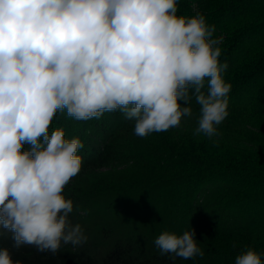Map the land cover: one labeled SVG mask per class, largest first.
I'll return each mask as SVG.
<instances>
[{
    "label": "clouds",
    "instance_id": "clouds-1",
    "mask_svg": "<svg viewBox=\"0 0 264 264\" xmlns=\"http://www.w3.org/2000/svg\"><path fill=\"white\" fill-rule=\"evenodd\" d=\"M214 33L201 13L178 16L177 0H0V228L14 248L55 255L88 241L63 194L85 145L49 131L57 113L89 121L119 111L144 138L192 117L194 99V135H219L231 84ZM154 244L173 264L204 256L192 228ZM0 264L23 261L0 248ZM235 264L261 255L246 246Z\"/></svg>",
    "mask_w": 264,
    "mask_h": 264
},
{
    "label": "trees",
    "instance_id": "trees-1",
    "mask_svg": "<svg viewBox=\"0 0 264 264\" xmlns=\"http://www.w3.org/2000/svg\"><path fill=\"white\" fill-rule=\"evenodd\" d=\"M196 13L215 26L214 37H223L219 60L229 65L222 73L231 84L229 115L218 126L219 135H194L199 109L194 99L192 117L144 138L119 111L89 121L57 113L49 131L63 128L66 138L79 137L85 145L78 152L81 171L63 193L74 202L71 221L88 220L99 207L109 216L131 208L141 223L128 218L132 222L119 227L93 221L86 244L65 245L55 255L31 246L16 249L11 233L0 228V248H8L14 260L173 264L154 240L164 231L183 234L192 228L204 256L177 258L175 264H235L246 246L264 264V0H177L178 16ZM185 134L198 144L191 151L174 148L177 136Z\"/></svg>",
    "mask_w": 264,
    "mask_h": 264
},
{
    "label": "rangeland",
    "instance_id": "rangeland-1",
    "mask_svg": "<svg viewBox=\"0 0 264 264\" xmlns=\"http://www.w3.org/2000/svg\"><path fill=\"white\" fill-rule=\"evenodd\" d=\"M188 135L185 134L184 138L181 136H177V142L174 143V148H182L188 151L193 150L197 145H194L193 143H189V139L187 138ZM215 138V137H213ZM198 162H202L204 161V158H197ZM126 178H122L121 180H125ZM118 195H120L118 193ZM125 195V194H123ZM134 206V205H132ZM151 208H154L155 205H151ZM157 211H160L162 208L160 206H156L155 207ZM99 211H97L95 213V211L93 213H95V216L93 215L92 218L88 219V220H78L77 218H72L74 222H72L73 224L79 223L81 225V227L83 228L85 233H88L90 231V229L93 226V221H99V225L102 224L103 222H111L112 225H119V227H124L125 225H127V222H132V221H127L128 218H133V221H136L138 223H141V220L139 219V216H136V213H132V209L131 208H127L124 209L123 211H116V214L114 216H109L106 214V212H103L101 208L98 207ZM154 212V211H153ZM99 218V219H98ZM96 219V220H94ZM131 226H133V224H131Z\"/></svg>",
    "mask_w": 264,
    "mask_h": 264
}]
</instances>
